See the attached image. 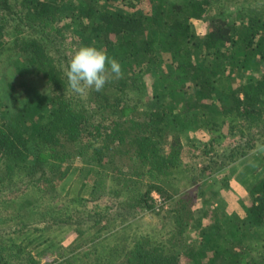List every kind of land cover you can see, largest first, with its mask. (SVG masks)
<instances>
[{
  "label": "trees",
  "instance_id": "trees-1",
  "mask_svg": "<svg viewBox=\"0 0 264 264\" xmlns=\"http://www.w3.org/2000/svg\"><path fill=\"white\" fill-rule=\"evenodd\" d=\"M226 1L0 0V60L14 58L16 70L10 103L0 99V264H39L53 250L47 240L69 230L84 248L48 253L53 264H264V251L254 253L220 200L197 219L180 184L264 144V0L211 8ZM201 20L207 30L198 40ZM67 34L77 49L95 46L119 60L122 78L83 98L72 93L64 75L71 56L58 47ZM31 79L41 80L40 91ZM156 81L160 92L149 90ZM188 128L210 136L185 145ZM235 128L239 143L216 148ZM71 170L77 174L61 196ZM18 191L42 201L29 225L10 214ZM245 204L240 221L264 241V172ZM143 211L164 212L162 222L145 230ZM206 215L210 223L199 228ZM32 232L49 236L38 243L27 238ZM42 244L37 257L27 250Z\"/></svg>",
  "mask_w": 264,
  "mask_h": 264
},
{
  "label": "rangeland",
  "instance_id": "rangeland-1",
  "mask_svg": "<svg viewBox=\"0 0 264 264\" xmlns=\"http://www.w3.org/2000/svg\"><path fill=\"white\" fill-rule=\"evenodd\" d=\"M256 0H227L222 4V9L219 7V3H216V5H212L211 8H215L218 10H231L237 9L239 7H245L247 9L251 8L253 5L255 6ZM263 8V7H261ZM213 13V12H211ZM70 15V12L68 13ZM194 30L195 34L199 39H202L204 37V34L207 30L206 24L203 20L201 21H195L194 22ZM62 41L61 44L58 46L60 48L61 54L65 57L72 56L74 51L77 49V43L73 42L74 38L72 37V34H67L66 37L59 36ZM69 37V38H68ZM71 37V38H70ZM161 60H164L169 64L170 62V56H167L164 54V56L160 57ZM15 59L12 57L3 58V60H0V99L2 101H8L10 103V100L8 99V93H7V83L9 81H14L16 78V70L14 69V61ZM168 60V61H167ZM69 61V60H67ZM66 62V60H65ZM66 65V64H65ZM67 66V65H66ZM30 78V77H29ZM169 79V78H168ZM30 81V80H29ZM31 84H33L35 89L41 90L42 87L41 80L37 79H31ZM163 87L161 86L160 82L156 81L151 87L150 91L157 90L160 92V90ZM21 95H23L20 92ZM240 128H235L234 131L227 133L225 136V139L220 140L221 143L219 145H216V148L221 150H229L230 148L234 147L237 143H239V137H241V131ZM226 130V127L224 128ZM210 136V135H209ZM208 134L203 131H199L194 128H188L187 132H185L183 137V143H188L189 141H195L196 146H200L204 140L209 138ZM216 144V143H215ZM259 147H264V144L262 146H256L255 149H252L250 151H247V153L241 157L236 158L232 163L227 165L226 167H223L222 169H219L218 171L214 172L212 176L208 175L207 173H204L203 175H200L198 177L199 180L196 182H192V179L186 180V181H180L183 187H185L186 190L189 191L190 195L193 197L192 206L191 209L194 212L195 218L199 219L198 216L203 215L205 210L208 211L210 202L215 201H221L222 207L224 208V211L228 214H234L236 216L235 221H238V226L241 228L243 227L244 232L249 235V238L251 239V246L254 247V250L256 253L258 251H264V241L260 240V236H257L258 234L253 233V230H251L250 227L245 226L241 219H243L246 216L245 213V202L247 199V191L251 184L255 182L257 177H259L264 172V152L259 151ZM183 158L185 162H188V152L183 150ZM239 155V154H238ZM77 158H74V163H77ZM73 168H76L73 166ZM77 174L76 170H71L68 177L63 180L58 188L57 193L60 192L61 196L64 194L65 190L67 189L68 185L71 184V181L74 180L75 176ZM209 176V177H208ZM208 178V179H207ZM207 179V181H205ZM224 180H226V183H224ZM205 181V182H204ZM59 183V182H58ZM210 190L216 191V193L213 195L210 193ZM50 192V194L53 193L52 190H49V186L47 189V192ZM25 191H18L13 196H9L10 198V206H13L14 210L13 212H10L12 218H16L14 222H20L24 224H31L30 220H36V217L34 216V212L37 210V207L39 204L42 203L41 200L39 202L35 201L34 198L36 197L35 193H26L23 195ZM55 192L54 194L57 195ZM27 195V196H26ZM32 195V198L30 196ZM87 193L85 192V196ZM13 197V199H12ZM29 197V199H28ZM63 198V197H62ZM62 198H58L55 201V204L57 206H61L63 203ZM44 201H49V197L46 196ZM28 201V202H27ZM105 200L101 199L98 200V203L103 204ZM44 205V204H43ZM34 206V207H33ZM215 206V205H214ZM85 208L91 209L90 203H87ZM23 208V209H22ZM40 209V207H39ZM164 212L160 211L159 213H152V212H145L143 211L140 213L139 221L143 222V227H145V230L153 229L154 225H158L162 222L161 215ZM30 215V218H26ZM138 221V220H137ZM211 218L209 216H204L202 219V222L199 225V228L202 226H206L207 223H210ZM12 222V221H10ZM141 223V222H140ZM197 230V229H196ZM67 231V230H66ZM95 230H90L89 232H93ZM252 234H250V232ZM71 232V230L67 231L66 233H61L59 235H55L54 238H49L47 240L46 244L53 243V250L43 254V256L39 257V264H53V260L51 259L52 254H48L50 252H61V250H64L66 252H69L70 254L73 251H77L78 249L84 248V246H79L81 241L80 239H77L75 234L72 236H68V234ZM196 232H199L198 230ZM196 232H192L191 234L195 236L194 239L197 240L198 234ZM35 233V232H34ZM33 232L27 235V238L35 239L34 241L38 240V243H40V240H45L47 238L48 233L45 232L44 235L40 236L38 239L35 238L37 235ZM187 233V231H186ZM70 235V234H69ZM197 237V238H196ZM76 239V240H75ZM262 245V246H261ZM62 246L63 249H60L59 247ZM261 248H258L260 247ZM45 247V244H42L40 246H30L27 248L28 251H30V254L32 256L37 257V249L41 250ZM54 258V257H53ZM21 259V258H20ZM17 263L20 261L19 259L16 260Z\"/></svg>",
  "mask_w": 264,
  "mask_h": 264
},
{
  "label": "clouds",
  "instance_id": "clouds-1",
  "mask_svg": "<svg viewBox=\"0 0 264 264\" xmlns=\"http://www.w3.org/2000/svg\"><path fill=\"white\" fill-rule=\"evenodd\" d=\"M68 88L78 97L90 91L100 92L113 79L123 76L122 65L115 57L91 45H82L74 51L64 69ZM264 152V147H259Z\"/></svg>",
  "mask_w": 264,
  "mask_h": 264
},
{
  "label": "built area",
  "instance_id": "built-area-1",
  "mask_svg": "<svg viewBox=\"0 0 264 264\" xmlns=\"http://www.w3.org/2000/svg\"><path fill=\"white\" fill-rule=\"evenodd\" d=\"M152 196H153L154 200L156 201V203L161 204L162 198L157 192L154 191L152 193Z\"/></svg>",
  "mask_w": 264,
  "mask_h": 264
}]
</instances>
